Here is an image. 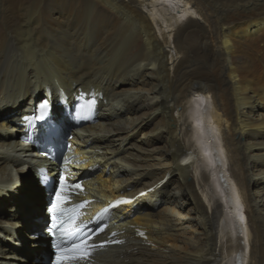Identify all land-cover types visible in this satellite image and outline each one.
I'll use <instances>...</instances> for the list:
<instances>
[{
  "label": "bare ground",
  "instance_id": "obj_1",
  "mask_svg": "<svg viewBox=\"0 0 264 264\" xmlns=\"http://www.w3.org/2000/svg\"><path fill=\"white\" fill-rule=\"evenodd\" d=\"M90 89L105 105L65 165L134 208L106 231L122 245L79 264H264V0H0V264L48 251V163L21 117L46 101L68 128Z\"/></svg>",
  "mask_w": 264,
  "mask_h": 264
},
{
  "label": "snow or ice",
  "instance_id": "obj_2",
  "mask_svg": "<svg viewBox=\"0 0 264 264\" xmlns=\"http://www.w3.org/2000/svg\"><path fill=\"white\" fill-rule=\"evenodd\" d=\"M75 187L79 188L80 185L77 184ZM59 199L58 194L57 200L59 201ZM81 207L83 206L81 205ZM56 209L57 205H53V220L55 222L49 228V232L58 241L55 245L57 249L55 264H76L77 261L86 259L91 253L92 249L87 243L88 237L84 234L83 229L74 223L79 215L76 209H61L58 217L55 215Z\"/></svg>",
  "mask_w": 264,
  "mask_h": 264
},
{
  "label": "rangeland",
  "instance_id": "obj_3",
  "mask_svg": "<svg viewBox=\"0 0 264 264\" xmlns=\"http://www.w3.org/2000/svg\"><path fill=\"white\" fill-rule=\"evenodd\" d=\"M191 18L195 19L196 17L193 16V17H191ZM56 92H57V91H55V93H56ZM123 124H124V122H123ZM0 132H1V131H0ZM142 135H143V133H140V134L138 135L137 138H138V139H142ZM144 139H146V138H144ZM29 147H30V145H29ZM30 149H32V148H30ZM32 151H34V149H32ZM8 163L13 164L12 161H8ZM30 172H32V171H29V173H30ZM31 180H32L34 183H35V181H37V180H36V177H35V175H34V172H32ZM26 181H27V183H25V185L29 183L27 179H26ZM26 181H25V182H26ZM18 188H19V187H18ZM41 205H42V204H41ZM9 212H10V210H9ZM40 220H41V218L39 217V222H40ZM181 230H182V229H180V230H176V231H177L176 233H181V232L183 233V231H181ZM189 233H190V231H186V232L184 233V234H185L184 236H188L187 234H189ZM183 238H184V237H183ZM176 239L180 242L179 237L176 238ZM179 242H178V243H179ZM166 245H167V248H168V249H171L170 246L168 247L169 244H166ZM166 245H165V246H166ZM21 246H22V244H21ZM21 246H19L18 248H20ZM147 246H149V245H147ZM156 246H157V245H156ZM156 246H155V248H156ZM41 254H42V251H41ZM40 263L42 264L43 262H40Z\"/></svg>",
  "mask_w": 264,
  "mask_h": 264
},
{
  "label": "water",
  "instance_id": "obj_4",
  "mask_svg": "<svg viewBox=\"0 0 264 264\" xmlns=\"http://www.w3.org/2000/svg\"><path fill=\"white\" fill-rule=\"evenodd\" d=\"M45 245L47 247V253H46V257H47V262L46 264H53L54 261V253L51 250L50 247V240H45Z\"/></svg>",
  "mask_w": 264,
  "mask_h": 264
}]
</instances>
